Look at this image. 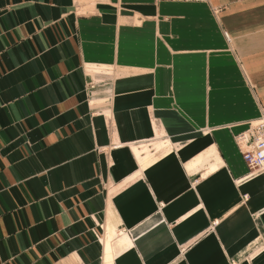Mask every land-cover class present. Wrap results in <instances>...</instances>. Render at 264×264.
<instances>
[{"label":"crops","instance_id":"obj_1","mask_svg":"<svg viewBox=\"0 0 264 264\" xmlns=\"http://www.w3.org/2000/svg\"><path fill=\"white\" fill-rule=\"evenodd\" d=\"M127 17L160 35L163 64L209 56L210 96L251 91L256 102L225 103L209 118L179 104L182 123L205 137L184 148L183 133L164 132L156 156L134 148L145 182L103 207L107 248L85 233L93 207L84 83L88 66H109L99 51L106 29ZM145 95L172 93L162 83ZM261 116L264 0H0V264H264V174L250 175L229 131ZM152 128L138 124L129 138ZM123 155L115 178L135 170Z\"/></svg>","mask_w":264,"mask_h":264},{"label":"rangeland","instance_id":"obj_2","mask_svg":"<svg viewBox=\"0 0 264 264\" xmlns=\"http://www.w3.org/2000/svg\"><path fill=\"white\" fill-rule=\"evenodd\" d=\"M143 23L144 18L127 17L122 18L118 28L107 27L104 48L100 46L99 51L104 53L109 66L87 67L88 77L84 83V93L89 112L87 116L84 115V122L88 120L89 123L91 155L88 184L93 208L90 209L86 218L89 223L85 233L89 236L91 243L104 244L106 242V225L100 218L103 214V207L111 204L115 196L124 193L130 184L138 183V181L145 182V170H139L134 148L142 154L148 151L156 156L157 144L167 140V136L163 135L164 132L172 137L175 133H183L180 137L184 140L180 139L179 143H182L184 148L193 146L194 142L205 137L202 132L193 133L186 123L185 125L182 123L184 119L177 109L179 104L186 106L191 112L196 114L200 112L201 115L209 118L211 113L221 109L225 103H228L230 108L233 106L238 108L240 104L245 107L256 102V97L251 91L244 96H210V84L212 83L210 77L213 67L209 64V56L197 57L193 59L196 61L195 64L191 62L189 65L182 64L181 66L172 64L174 59L171 57L169 64L168 58L165 59L166 64H163L161 37L159 34L152 37L151 34L142 32ZM151 44L152 47H146ZM135 66L148 68L149 72L146 74L131 72L130 69ZM183 69L188 71L192 69V72L184 73ZM179 70H181L180 73ZM162 83L166 92L172 95L146 97L147 93L155 94L156 87L161 88ZM194 92L202 95H192ZM131 93L134 95L130 96ZM136 94L139 96H135ZM158 105L166 108V111L157 110ZM262 117L250 122L260 120ZM138 124L142 126L148 124L149 128L153 127L154 132L146 138H129ZM210 131L211 134H215L214 129ZM229 131L232 144L240 153L236 142L237 131L233 129ZM188 132L190 133L187 134ZM172 140L176 142L173 138ZM119 150L123 152V158L133 160L135 170L127 176L122 174L123 177L115 178L114 170L117 166L115 154ZM172 153L178 154L175 146H173ZM209 162L210 159L206 164L200 165V170H204ZM259 171L264 174L260 169L248 172L253 174ZM200 179L194 180L193 184ZM243 198L246 202L250 196L245 194ZM99 202L102 205L101 214L97 209ZM158 206L161 209L163 204L159 203ZM124 232L125 230L121 233L124 234ZM73 244L77 247L76 242L73 241Z\"/></svg>","mask_w":264,"mask_h":264},{"label":"built area","instance_id":"obj_3","mask_svg":"<svg viewBox=\"0 0 264 264\" xmlns=\"http://www.w3.org/2000/svg\"><path fill=\"white\" fill-rule=\"evenodd\" d=\"M165 2L205 3L211 0H159ZM264 117V116H263ZM262 117V118H263ZM236 142L249 170L264 168V119L250 122L248 127L237 134ZM247 196L245 197V200ZM218 221L214 222L216 225Z\"/></svg>","mask_w":264,"mask_h":264},{"label":"bare ground","instance_id":"obj_4","mask_svg":"<svg viewBox=\"0 0 264 264\" xmlns=\"http://www.w3.org/2000/svg\"><path fill=\"white\" fill-rule=\"evenodd\" d=\"M260 170H261V172H262V171L264 170V168H262V169H260ZM259 173H260V171H259ZM259 173H253V174H250V175L252 176V175H255V174H259ZM101 240H102V239H101ZM101 240H100V241H101ZM104 244H107L106 246H107V248H108L110 242L107 241V242H105ZM104 244H103V245H104Z\"/></svg>","mask_w":264,"mask_h":264}]
</instances>
